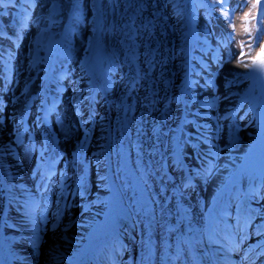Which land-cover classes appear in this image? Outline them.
<instances>
[{
    "label": "rangeland",
    "instance_id": "1",
    "mask_svg": "<svg viewBox=\"0 0 264 264\" xmlns=\"http://www.w3.org/2000/svg\"><path fill=\"white\" fill-rule=\"evenodd\" d=\"M116 1L0 0V140L13 169L21 167L5 180L25 187L6 189L12 208L0 221L15 264H73L119 191L108 141L123 73L114 47ZM162 4L173 62L187 55L189 19L195 47L173 74L167 160L180 180L191 182L188 196L206 220L203 235L217 264L229 256L236 260L230 264H264V70L256 66L264 60V0H191L190 18L185 0ZM37 104L49 107L42 109L50 127L37 129L38 117L30 123L34 110L24 123ZM24 137L31 141L26 151ZM56 157L62 162L47 171ZM34 175L49 186L44 197ZM27 179L38 185L35 194ZM2 187L0 179V207ZM63 198L64 213L60 205L47 207ZM86 202L90 208L81 210ZM129 232L128 224L112 226L87 264H137Z\"/></svg>",
    "mask_w": 264,
    "mask_h": 264
},
{
    "label": "bare ground",
    "instance_id": "2",
    "mask_svg": "<svg viewBox=\"0 0 264 264\" xmlns=\"http://www.w3.org/2000/svg\"><path fill=\"white\" fill-rule=\"evenodd\" d=\"M187 3L189 16V0ZM114 14V47L123 73L116 111L110 118L113 133L108 140L119 191L114 188L113 203L105 219L74 264H87L88 251L95 242L109 228L124 221L129 223L130 234L136 240L138 264H152L153 260L156 264H217L204 241L206 222L188 197L187 182L179 179L177 166L167 160L173 74L181 61L173 62L162 0H117ZM191 38L192 28L189 52L183 61L187 63ZM98 68L105 90L109 85L107 69L102 62ZM3 143L0 140V145ZM143 147H150L148 153ZM130 156L135 160H126ZM178 157L175 156L176 162ZM19 170L21 167L12 169L0 150L1 177ZM9 204L6 200L0 209L1 221ZM0 258L4 264H13L1 235ZM231 261L236 260L229 256L222 264Z\"/></svg>",
    "mask_w": 264,
    "mask_h": 264
},
{
    "label": "snow or ice",
    "instance_id": "3",
    "mask_svg": "<svg viewBox=\"0 0 264 264\" xmlns=\"http://www.w3.org/2000/svg\"><path fill=\"white\" fill-rule=\"evenodd\" d=\"M256 66L259 67V68H261L262 70H264V60H261V61L259 62V64L256 65Z\"/></svg>",
    "mask_w": 264,
    "mask_h": 264
},
{
    "label": "water",
    "instance_id": "4",
    "mask_svg": "<svg viewBox=\"0 0 264 264\" xmlns=\"http://www.w3.org/2000/svg\"><path fill=\"white\" fill-rule=\"evenodd\" d=\"M143 148H144V152L148 153V150L150 149V147H148L147 149L146 147H143Z\"/></svg>",
    "mask_w": 264,
    "mask_h": 264
}]
</instances>
